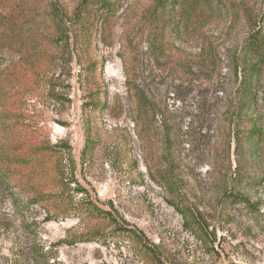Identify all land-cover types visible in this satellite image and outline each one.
Returning a JSON list of instances; mask_svg holds the SVG:
<instances>
[{
  "label": "rangeland",
  "instance_id": "obj_1",
  "mask_svg": "<svg viewBox=\"0 0 264 264\" xmlns=\"http://www.w3.org/2000/svg\"><path fill=\"white\" fill-rule=\"evenodd\" d=\"M155 1L124 0L69 56L49 12L81 0H0V264H155L87 203L164 264H264V66L250 106L236 74L264 0H204L162 50L148 42Z\"/></svg>",
  "mask_w": 264,
  "mask_h": 264
},
{
  "label": "trees",
  "instance_id": "obj_2",
  "mask_svg": "<svg viewBox=\"0 0 264 264\" xmlns=\"http://www.w3.org/2000/svg\"><path fill=\"white\" fill-rule=\"evenodd\" d=\"M124 0H81L79 7L72 16L63 13L58 5L52 3L49 14L56 31L58 33V41L62 44L64 50L69 51L70 45L79 51L84 46L88 47L92 44L93 39L103 31L119 11ZM204 0H156L152 8L146 13L147 24L149 26L148 42L149 48L162 50L171 38H177L188 30L201 7ZM72 40V42H71ZM243 62L236 67V74L240 75L239 91L243 97L245 104L250 106L256 97L257 84L260 74L264 66V31L261 27L254 29L246 38L242 47ZM69 56H71L69 51ZM72 58V57H70ZM90 70L96 69V65L90 63ZM239 68H241L239 70ZM134 94L139 105L140 113L146 114L152 109L151 102L145 91L135 88ZM260 132L255 131V127L250 129L252 136L258 135ZM91 137L86 136L83 155L90 149ZM61 183L64 189L69 188L71 184L78 180L73 172L70 177L65 172L60 173ZM165 180L169 187H172L171 177L165 176ZM261 184H264L262 179ZM76 185V186H77ZM78 192H85L82 187L76 188ZM34 203L32 199L28 204ZM174 208L184 214V210L177 204ZM88 214L102 217L115 226V232L118 235L127 237L133 243H136L142 251L147 253L155 264H164L156 250L149 244L146 235L138 228L130 227L129 223L118 218L109 210H101L92 203L82 206V210ZM30 226H35L30 223ZM103 233L95 232L86 234L81 240H94L103 238Z\"/></svg>",
  "mask_w": 264,
  "mask_h": 264
}]
</instances>
